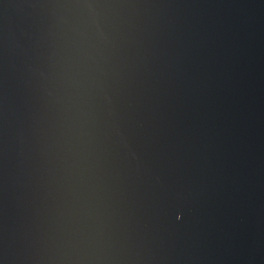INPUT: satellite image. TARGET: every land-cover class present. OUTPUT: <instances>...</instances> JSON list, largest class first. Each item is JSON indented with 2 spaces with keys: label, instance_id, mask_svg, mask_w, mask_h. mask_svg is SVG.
<instances>
[{
  "label": "water",
  "instance_id": "water-1",
  "mask_svg": "<svg viewBox=\"0 0 264 264\" xmlns=\"http://www.w3.org/2000/svg\"><path fill=\"white\" fill-rule=\"evenodd\" d=\"M0 264H264V0H0Z\"/></svg>",
  "mask_w": 264,
  "mask_h": 264
}]
</instances>
